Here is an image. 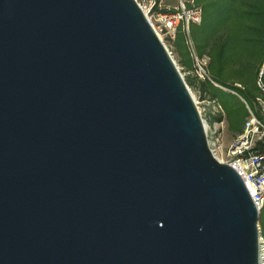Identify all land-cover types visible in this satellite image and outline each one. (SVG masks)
Listing matches in <instances>:
<instances>
[{
  "label": "water",
  "instance_id": "water-1",
  "mask_svg": "<svg viewBox=\"0 0 264 264\" xmlns=\"http://www.w3.org/2000/svg\"><path fill=\"white\" fill-rule=\"evenodd\" d=\"M259 218L137 0H0V264H262Z\"/></svg>",
  "mask_w": 264,
  "mask_h": 264
},
{
  "label": "built area",
  "instance_id": "built-area-1",
  "mask_svg": "<svg viewBox=\"0 0 264 264\" xmlns=\"http://www.w3.org/2000/svg\"><path fill=\"white\" fill-rule=\"evenodd\" d=\"M137 3L162 42L163 38L175 41L179 31L188 36L189 25H198L202 19L201 9L195 6L189 9L184 5L183 0H178V6L173 9V12L167 13L161 12L158 0ZM167 9L170 10V8ZM194 59L196 73L199 78L204 79L207 77L204 67L209 60L207 58L198 59L196 56ZM256 87L259 96L255 102L260 107L262 118H258L248 109V117L245 119L240 134L226 149L224 156L220 148V128L215 127L209 130L205 124V130L208 148L212 155L219 162L229 164L236 169L249 190L253 204L261 213L264 208V82L262 73L258 76ZM195 103L202 117L199 103L196 101ZM218 109L223 112L219 105Z\"/></svg>",
  "mask_w": 264,
  "mask_h": 264
},
{
  "label": "rangeland",
  "instance_id": "rangeland-1",
  "mask_svg": "<svg viewBox=\"0 0 264 264\" xmlns=\"http://www.w3.org/2000/svg\"><path fill=\"white\" fill-rule=\"evenodd\" d=\"M137 2L146 3L147 0H137ZM158 2L161 6V12L165 13L173 12V9L178 6V0H158ZM183 2L184 5L189 9L194 6L193 0H183ZM167 8H170V10L168 11ZM200 26L201 22L198 25L190 24L189 35H184L185 46L187 47L189 53V61L187 60L189 62V67H185L181 63V61L184 60L182 59L180 53L176 50V40L169 41L167 38H163V42L168 51L171 53V56L179 68V71L183 76L189 90L191 91L193 98L199 103V108L202 111V119L204 123L207 125L209 130H213L215 127L220 128V148L224 156L226 149L236 138V136L240 134L245 119L248 117V109H250L253 114L256 115V113L260 111V107L256 104V102H254V98H252L254 94H248L251 92L250 89L248 92H242L239 87L233 86L234 81H236L238 77L231 71L226 72L224 63L222 65L215 64V69L212 71L209 70L211 61L209 55H198V50L203 52L205 48H207L206 51L211 49V46L208 45V43L211 42L209 41L210 39H208L209 31ZM205 38L207 40V45L205 44ZM195 56L198 59L207 58L209 60L204 67V71L207 75V77H204V79L199 78L196 73L197 69L195 67ZM209 76L215 79L218 83L232 88L235 92L216 85L217 88L221 89L226 94H220L217 97V101H211L207 94H203L200 85V82H204V80L209 79ZM218 105L222 108L223 112L218 109ZM217 116L220 117V121L213 120ZM262 214H264V210L262 211Z\"/></svg>",
  "mask_w": 264,
  "mask_h": 264
},
{
  "label": "crops",
  "instance_id": "crops-1",
  "mask_svg": "<svg viewBox=\"0 0 264 264\" xmlns=\"http://www.w3.org/2000/svg\"><path fill=\"white\" fill-rule=\"evenodd\" d=\"M222 39L225 71L237 75L233 86L250 89L255 102L260 73L264 82V0H224ZM255 116L262 118L260 111Z\"/></svg>",
  "mask_w": 264,
  "mask_h": 264
},
{
  "label": "trees",
  "instance_id": "trees-1",
  "mask_svg": "<svg viewBox=\"0 0 264 264\" xmlns=\"http://www.w3.org/2000/svg\"><path fill=\"white\" fill-rule=\"evenodd\" d=\"M193 5L201 8L202 10V19L201 26L204 27L207 31H209V46L211 49L206 51L207 48L201 52L198 50V55L202 56L204 54L209 55L210 57V66L209 70L215 69V64L222 65L223 64V39H222V30H223V9H224V0H193ZM216 39V40H215ZM205 38V44H206ZM207 45V44H206ZM176 50L180 53L182 59V65L185 67H189V53L187 47L185 46L184 34L182 32L177 33L176 37ZM188 60V61H187ZM218 85L222 88L234 91L232 88L224 86L218 83L215 79L209 76V79L204 80V82H200L203 94H207L211 101H217V97L220 94H226L221 89L214 86ZM237 89V88H236ZM235 92V91H234ZM251 97V96H250ZM252 98H255L253 95ZM213 120L220 121V117L217 116ZM264 210V208H263ZM262 210V211H263ZM260 213L259 218V227L261 231V237L264 240V214Z\"/></svg>",
  "mask_w": 264,
  "mask_h": 264
},
{
  "label": "bare ground",
  "instance_id": "bare-ground-1",
  "mask_svg": "<svg viewBox=\"0 0 264 264\" xmlns=\"http://www.w3.org/2000/svg\"><path fill=\"white\" fill-rule=\"evenodd\" d=\"M263 248H264V245H263ZM262 259H263L262 263L264 264V252H263V257H262Z\"/></svg>",
  "mask_w": 264,
  "mask_h": 264
}]
</instances>
